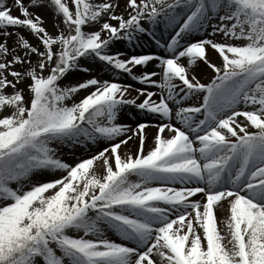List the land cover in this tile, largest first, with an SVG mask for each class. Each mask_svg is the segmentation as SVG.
Segmentation results:
<instances>
[{"label":"snow or ice","instance_id":"snow-or-ice-1","mask_svg":"<svg viewBox=\"0 0 264 264\" xmlns=\"http://www.w3.org/2000/svg\"><path fill=\"white\" fill-rule=\"evenodd\" d=\"M0 264H264V0H0Z\"/></svg>","mask_w":264,"mask_h":264},{"label":"rangeland","instance_id":"rangeland-1","mask_svg":"<svg viewBox=\"0 0 264 264\" xmlns=\"http://www.w3.org/2000/svg\"><path fill=\"white\" fill-rule=\"evenodd\" d=\"M9 3H12V0L9 1ZM36 9L33 8V9H30V11H32L34 14L39 13L44 19V25L51 31L52 30V23H53V12H52V10L45 8L47 11H49V14H47L49 18L46 19L44 17V14L39 10L40 8H36ZM113 23H115V21H113ZM9 31H12V30L9 29ZM21 31L30 40H32L33 43L36 42L35 38L31 34L30 30L23 29ZM158 33H159V30H158ZM146 42H148L150 45L146 46L145 45ZM113 51H120V52L125 53L126 55H132V54H141V53H148V52H161L162 50L147 35H143L140 37V43L135 45V46L129 45L126 41H123V40L116 41L113 45ZM213 59H215L214 56H213ZM182 60H183V58H182ZM156 64H157L156 61H151V62H149V64L147 65L146 68H141L140 66H137L136 68L133 69V71L137 75L142 74L144 71L157 72L158 75L152 77V79L162 80L163 74L161 73V69L156 67ZM92 68H93V74H96L99 71V69L95 65H93ZM138 68H141V69L138 70ZM201 68H203L202 65H201ZM196 71H197V74H200V69H196ZM109 76H110V74L107 72H100V75L98 78L107 79V78H109ZM86 78H88L87 73L77 71L75 73H70L69 77L66 78V80L64 82L65 83H77V82H82ZM120 79L124 83L133 85V89L131 90L132 96L137 95L136 89L143 87V88H146L148 91L156 92L157 97H154V98L158 99L160 89L157 86L141 84L140 82L134 81L130 76H128L126 74L121 75ZM83 94H84V91L81 90L80 95L82 96ZM142 98L143 97H141V99ZM145 120H152V117L144 115V113L140 112L134 106L125 107L118 116V122L119 123L129 125L133 129H135L136 124L143 122ZM145 131L149 137V139L146 141V144L151 143V137L156 132V128L155 127H149ZM138 143H139L138 139L136 137H133V139L128 142L127 146H124V145L121 146V150H122V152L127 151L129 149L135 151L138 148ZM61 151H62L63 159L67 162H71L72 160L77 159L81 156H86V154H87V150L84 149L83 146L76 147L75 149H70L69 147L65 146L62 148ZM92 151H95V149H92ZM197 195L199 196L200 194H197ZM220 226L224 227L223 224H221ZM112 235H113V238H116L114 233Z\"/></svg>","mask_w":264,"mask_h":264},{"label":"bare ground","instance_id":"bare-ground-1","mask_svg":"<svg viewBox=\"0 0 264 264\" xmlns=\"http://www.w3.org/2000/svg\"><path fill=\"white\" fill-rule=\"evenodd\" d=\"M9 1H11V0H8V2H9ZM25 3L27 4V3H28V0H25ZM30 9H33V8L30 7ZM34 9H36V8H34ZM36 10H37V9H36ZM39 10L44 14V17H45L46 19L49 18L48 15H47V14H49V11H47L45 8H40ZM12 13H13L14 15H21L19 9H18L16 6H13V7H12ZM21 30H23V28H22V29H19V31H21ZM21 32H22V31H21ZM145 45H146V46H149L150 44H149L148 42H146ZM139 69H141V68H138V70H139ZM161 73H162V72H161Z\"/></svg>","mask_w":264,"mask_h":264}]
</instances>
